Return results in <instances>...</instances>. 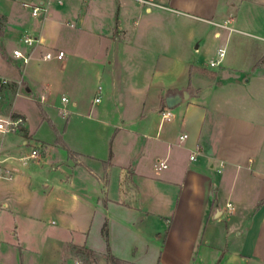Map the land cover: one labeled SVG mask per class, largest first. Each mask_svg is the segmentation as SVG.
Masks as SVG:
<instances>
[{"label":"crops","instance_id":"0c3cea01","mask_svg":"<svg viewBox=\"0 0 264 264\" xmlns=\"http://www.w3.org/2000/svg\"><path fill=\"white\" fill-rule=\"evenodd\" d=\"M151 1L0 11V72L19 80L8 54L42 40L9 94L26 125L0 133V264H58L77 248L122 264H264V2L229 15L226 0ZM249 5L263 12L254 26L239 15ZM58 25L74 30L51 42ZM55 49L62 60L42 58ZM23 100L44 112L36 129Z\"/></svg>","mask_w":264,"mask_h":264},{"label":"built area","instance_id":"2783aa9c","mask_svg":"<svg viewBox=\"0 0 264 264\" xmlns=\"http://www.w3.org/2000/svg\"><path fill=\"white\" fill-rule=\"evenodd\" d=\"M144 3H152L151 0H139ZM25 7H28L32 10V14L37 17H42L43 14L47 13V9L40 5V4H29L24 3ZM22 42L30 49L29 51H24L21 48H15L12 50L7 57H11L14 59L20 60V71H21V78L19 80H13L9 76L0 72V133L1 134H11V133H20L22 132L23 128L26 125V118L24 115L19 113L14 106V102L12 97H10V91L16 87H23L24 86V70L30 60L32 59V50L36 48L39 44H42V40L40 37L36 36H24L22 38ZM225 49L220 48L217 52V58L215 60L210 61L211 66L219 65L222 59L225 56ZM5 56L4 52L0 49V58ZM65 56V52L63 50H50L43 54L42 58L44 60H51L57 59L62 60ZM18 95V92L15 96ZM90 99L93 102L99 103L101 101V96L99 94L90 96ZM62 100H66V97H63ZM165 118L170 117V112H164L163 115ZM187 137L185 134L181 138ZM40 155V151L36 148L32 149L31 157L35 158ZM195 159V154L190 156V160ZM158 169H165L167 168V163L165 161L159 162L157 165ZM227 207L231 209V203H227ZM76 264H85L83 261H77Z\"/></svg>","mask_w":264,"mask_h":264},{"label":"rangeland","instance_id":"374dc122","mask_svg":"<svg viewBox=\"0 0 264 264\" xmlns=\"http://www.w3.org/2000/svg\"><path fill=\"white\" fill-rule=\"evenodd\" d=\"M23 1H27L28 3L33 2V0H0V11L6 13V12H8V6H9V8H10V6H12V4L14 6H19L20 4L23 3ZM61 1H63V0H61ZM243 2L256 3V2H264V0H226L227 13L229 15H235L239 10L240 4H242ZM63 5L65 6L64 3L61 4L60 2H58V0H53L52 7L55 6L58 10H60L63 8ZM24 9H25V11L26 10L28 11V9H26V8H24ZM239 15L241 16V20L244 24H249V25L252 24L254 26V24L259 23L258 21L262 17L263 12H262V9L259 7L250 6V8L244 9L243 13H240ZM0 16L2 17V22L4 24L6 17L1 12H0ZM71 30H74V29H70V27H66L65 25H63V26L58 25V28L55 29V33L53 31H50V33L53 34V37L55 36V39L52 37L51 42L52 41L56 42V40L59 38V36L66 37V36L70 35ZM56 36H57V38H56ZM257 71L264 72V64L261 65L257 69ZM56 72H58L59 76H61V77L64 76L63 72L58 71V70H56ZM58 97H59L58 98V100H59L61 98V96L58 95ZM21 102H23V104H25V106H26L28 124L36 129L37 127L40 126L41 119L44 116L43 110L41 109L39 103L35 100H30V101L23 100ZM62 116H63V118L66 117L65 114H63V113H62ZM79 118H81V116H79ZM57 122H58V124H61V120L58 119ZM37 136L38 137H49V136L51 137V130L46 123H43L42 126L39 128ZM85 254L86 255H82V254L80 255L79 252H77L73 249L71 257L70 258L67 257V258L63 259L62 261L58 262V264H74L77 261H83L85 264H112L111 261L109 260V256L107 254L104 256H99V257H95V255H91L88 252H85ZM68 259H71V261H69Z\"/></svg>","mask_w":264,"mask_h":264},{"label":"trees","instance_id":"16d2710c","mask_svg":"<svg viewBox=\"0 0 264 264\" xmlns=\"http://www.w3.org/2000/svg\"><path fill=\"white\" fill-rule=\"evenodd\" d=\"M2 28H3V22H2V17L0 16V36L3 34V31H2ZM57 141L60 143V144H63L62 141L58 138ZM105 234L107 235V230L105 229L104 230ZM77 252H79V254L81 255H86L84 250L81 249V248H77ZM108 254H109V259L111 261L112 264H122L123 262L117 258L116 256H114L112 253H111V249L108 248Z\"/></svg>","mask_w":264,"mask_h":264},{"label":"water","instance_id":"95a60500","mask_svg":"<svg viewBox=\"0 0 264 264\" xmlns=\"http://www.w3.org/2000/svg\"><path fill=\"white\" fill-rule=\"evenodd\" d=\"M182 96L180 94H172L166 98V104L169 108H173L179 102H181Z\"/></svg>","mask_w":264,"mask_h":264},{"label":"clouds","instance_id":"9594fccd","mask_svg":"<svg viewBox=\"0 0 264 264\" xmlns=\"http://www.w3.org/2000/svg\"><path fill=\"white\" fill-rule=\"evenodd\" d=\"M73 199L75 200V199H76V197H73Z\"/></svg>","mask_w":264,"mask_h":264}]
</instances>
